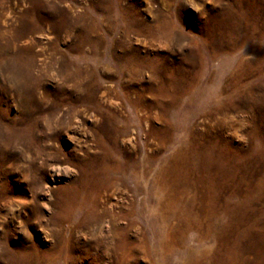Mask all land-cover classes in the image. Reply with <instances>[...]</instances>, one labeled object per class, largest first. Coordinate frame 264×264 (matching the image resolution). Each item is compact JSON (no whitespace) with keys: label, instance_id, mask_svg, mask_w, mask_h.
<instances>
[{"label":"rangeland","instance_id":"obj_1","mask_svg":"<svg viewBox=\"0 0 264 264\" xmlns=\"http://www.w3.org/2000/svg\"><path fill=\"white\" fill-rule=\"evenodd\" d=\"M114 223L264 264V0H0V264H111Z\"/></svg>","mask_w":264,"mask_h":264},{"label":"bare ground","instance_id":"obj_2","mask_svg":"<svg viewBox=\"0 0 264 264\" xmlns=\"http://www.w3.org/2000/svg\"><path fill=\"white\" fill-rule=\"evenodd\" d=\"M230 5H229L228 14L231 13V14H234V16H236L237 12H234L235 9H233V7ZM240 6H242V5H240ZM237 7H238V4H237ZM245 8H246V6H245ZM240 12L241 11L239 10V13ZM162 109H161V111H162ZM182 174L184 175L183 176L184 178L181 179V177H180L179 180L185 181L186 180L185 177L188 174L187 170H184L182 172ZM176 179H178V178H176ZM180 184H183V183L178 182V180L173 182V188H174V191H176V192H170V196H169L168 200L166 202L163 201L162 208H160L162 211L161 216H162L165 223L168 222L169 218H175V219L179 218L177 208L175 207V202L180 199V197L183 195V193H185V192H177L178 188L180 187ZM209 199H210L209 200L210 202L207 201L208 197L204 194H202V196L198 197V200L200 203V208L195 210V214L197 215L196 220L194 222H191L192 220H190V222H188L189 226L187 227L189 229V228H192V226H194V227H200L202 229L203 225L205 226V231L206 230L207 231L203 232V233H201V235H199V238H200L199 241H201V243H202V241L207 242L209 236L211 234H213V232H214L212 221H213V218L215 217L216 210H215V206L213 204L212 196ZM89 217H91V216H89ZM183 222H185V220ZM118 223H114V224L109 225L110 227H107L108 228L107 230H103L102 226H99L97 229L98 233H100L99 237H97L99 240L98 242L101 244L100 246H102V248L104 249V252H105L103 254V257H105V256L110 257L112 259L111 264H177L176 260L179 257H177L176 255L178 253L179 254L180 253L185 254V257H182V258H184L185 262H188V260H191L193 257V250L186 247L187 245H184L181 242L182 240L180 239L181 237L179 238V235H181L182 233L180 234L179 233L180 231H176L178 228V225L176 223L175 224L177 226L174 225L175 227H177V228H175L176 230H172V231L169 230L166 234L164 242H161L158 245L156 244L157 246H155L154 244H153L154 246L149 244V242H147L146 239L144 238L145 236H142L141 233L137 237H135L134 235H133L134 237H132L131 233L133 234V232L130 233V231H131L130 225H127V226L122 225L121 226ZM183 224L185 227V223H183ZM174 226H173V228H174ZM137 230H138V228H137ZM182 230H185V229L183 228ZM202 231H203V229H202ZM186 233L187 232H185L184 234H186ZM224 237H222V236L220 237V233H218V235L215 236V239H217V238L221 239V245H222L221 252H220L219 257L217 258L218 260L216 261L215 264H227L229 262V260H231V258L234 255L233 248L231 246H229V244H227V241ZM248 237H249V235H248ZM234 245H235V247L237 246L236 244H234ZM238 247H239V245H238ZM236 249H238V248L236 247L235 250ZM106 252H108V254H106ZM180 256H182V255H180ZM248 260H250V259H248Z\"/></svg>","mask_w":264,"mask_h":264}]
</instances>
